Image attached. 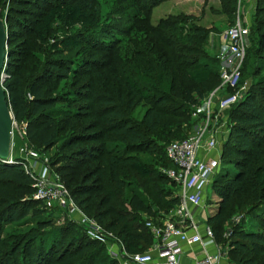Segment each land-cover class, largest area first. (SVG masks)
I'll return each instance as SVG.
<instances>
[{
  "label": "trees",
  "instance_id": "16d2710c",
  "mask_svg": "<svg viewBox=\"0 0 264 264\" xmlns=\"http://www.w3.org/2000/svg\"><path fill=\"white\" fill-rule=\"evenodd\" d=\"M84 1L0 0V20L3 18L11 24L16 22L15 28H21L24 33V38L18 42L19 50L16 51L11 46L10 32L6 31V60L2 69L4 78L1 88L5 92L13 120L24 125L25 141L44 149L56 144L60 128L56 121L57 114L52 110L55 99L48 97L49 88L45 82L64 77L66 70L61 62L44 59L40 64L42 69L28 83L22 74L23 70H33L27 62L32 59L30 43L34 36L42 41L47 40V30H51L53 20L59 22L65 15L67 19L74 18L81 22L80 31L65 35L59 43L84 46L87 43L84 39H88V42L94 40L96 44L92 48L99 49L103 56L98 60L95 57L75 63L77 70L73 72L79 80H83L77 92L82 98V105L77 109H84L91 121L86 128L98 131L85 136L90 141L100 143L93 149H97L105 158L110 183L118 191L126 193V207L117 208L115 194L107 191L108 186L103 185L101 165L95 164L85 174L84 183L70 193L78 197L77 204L87 214L96 201L92 209L94 212L97 210L94 218L98 224L117 237L127 253H141L148 246L152 247L154 242L142 222L144 216L154 217L149 201L164 213L171 211L177 201L176 192L171 195L158 185L174 184L163 174H155L151 168L147 170L148 162H142L141 168H134L137 181L133 183L124 184L120 179V175H123L120 169L133 165L135 156L132 153H142L149 162H157L163 168L172 167L164 156V149L162 158L159 144L151 138L163 145L165 140L177 137L175 134L183 128L180 126L190 120V108L198 104L204 93L218 83V64L216 58L202 51L207 32L191 25L184 28L193 19L192 16L179 14L161 20L155 26L145 23L138 25L140 20H136L137 11L134 8L148 14L151 8L166 0H116L110 13L104 17L95 16V12H88L87 8L84 10ZM218 1L217 13L230 20L235 0ZM263 1L255 2L248 37L249 42L253 43L252 56H247L246 49L240 70L243 78H250L249 86L243 99L228 112L230 131L222 144L221 164L210 182V190L218 201L208 209L204 221L211 230L213 240L218 243L228 212L234 207L242 210L245 205L250 206L246 214L251 221L257 220L256 231L246 230L239 225L233 229L230 234L232 238L227 243V257L238 264H264V260H259L260 256L264 257V179H260V172L264 171L261 168V164L264 165V66L260 65L263 64L261 58L264 56V33H261L264 20L258 17L264 13V7L261 6ZM25 2L32 6L30 11L16 8V5ZM91 2L88 0L87 3ZM69 5L74 10L70 11ZM17 12L29 18L20 22L13 15ZM87 18V23L80 21ZM124 21L129 24L126 26ZM134 33L139 40L132 42L129 56L123 60L116 50L117 41L107 38L113 34L123 36ZM251 58L254 59L253 63ZM119 60H123L122 65ZM83 89H91V93L82 95ZM26 94L28 99L25 98ZM115 99L130 110L141 103L144 109L138 120L131 118L124 107L116 106ZM69 115H73L70 119H80L75 116L79 114ZM110 135L120 146L111 144ZM85 136L72 134L66 142V148L87 141ZM231 155H237V158L230 160ZM223 163L235 169L222 167ZM83 164L81 162L77 167ZM152 174L154 177L148 178ZM30 184V179L19 165L0 162V264H70L75 257L76 262L71 264H115L103 256L101 244L89 240L83 233L78 235L74 245L68 243L58 249L56 245L62 242V237L68 233L67 229L71 230L65 226L52 229L50 222L45 219L35 223L39 231L50 228L48 232L38 234L42 236L43 243L32 242L28 236L26 240L22 239L26 233H11L9 230L14 226L2 236L4 226H17L19 219L25 217L33 206L43 204L30 199ZM140 189L142 192H139ZM19 205H22V215L17 214ZM53 210L58 212L56 208ZM67 245L73 249L69 251Z\"/></svg>",
  "mask_w": 264,
  "mask_h": 264
},
{
  "label": "rangeland",
  "instance_id": "374dc122",
  "mask_svg": "<svg viewBox=\"0 0 264 264\" xmlns=\"http://www.w3.org/2000/svg\"><path fill=\"white\" fill-rule=\"evenodd\" d=\"M88 0L84 1V10L87 8L88 12H95V16L98 14V17H104L105 14L110 13L111 9L114 7L115 3L117 2L116 0H92L91 3H87ZM255 2L256 0H235V7H234V12L233 15H231L230 20L228 18L224 17L223 15H220L217 13V10L219 8V1L218 0H166L163 1L159 4H157L155 7L151 8L148 14H144V12H140L138 8H134L133 10L137 11V18L136 20H140L138 25H143L149 24L152 26H155L157 23L161 22V20H165L166 18H170L174 15H183V16H192V20L186 23L185 27L194 26V27H199L204 29L207 32V35L204 39L202 51L205 53V55L216 58L217 64H218V83L216 86H214L211 90L207 91L204 93V98H207L212 91L215 92L213 102L216 101H221L225 100L227 98H230L231 96L235 99V102L228 106L226 110L222 114V119L225 120V126L222 128V130L227 134L230 131V124L228 120V112L230 109H232L235 105H237L244 97L246 90L249 86L250 78L246 77L243 78L241 72H238V75L234 78V76H231L229 79V83L225 85L223 83V78L220 77L221 69L220 66L223 63L228 62V59L230 58V50L227 46L229 37L226 36V31L230 30L231 27L234 26V23L238 20L239 23L243 28L246 29V34L244 35V43H245V50L247 49V56H252L251 52L253 50V43H250L248 40V37L250 35V22L251 18L254 13L255 9ZM87 5V6H86ZM261 6L264 7V1L261 3ZM260 6V7H261ZM70 7V5H69ZM16 8H20L22 10H25V12H28L32 9V6L29 5L28 2L16 5ZM138 9V10H137ZM70 11L74 10L71 7L69 8ZM83 10V11H84ZM82 11V12H83ZM23 12V13H25ZM14 17H16V20L22 22L24 18H29V17H22L21 14L18 12L13 14ZM259 18H262L264 20V13L258 15ZM82 19V18H80ZM79 19V20H80ZM89 19H85V21L80 20L82 22L87 23ZM3 26L5 28V33L8 30L10 32V38H11V46L13 50L18 51V42L24 38V33L22 32L21 28L16 29L15 26L17 25L16 22L11 24V22L7 23L5 19L2 18ZM125 25L127 26L129 23L124 21ZM51 30H47L48 35H47V40L42 41L41 39H37V37L32 38V42L30 43V58L28 60V64H30L33 68L32 69H27L25 72L23 70V79L26 83H28L31 79V77L37 73L41 68L40 64L43 63L44 59H48L50 62L57 60L58 62H61L62 67L65 68L66 73L64 77H57L53 81L52 79L48 80L47 82V88L48 92L47 95L48 97L54 98L55 99V104L52 107V110L56 112V121L58 122V127L60 128V132L58 133V140L56 141V144H54L50 148H41L36 145H31L28 144L24 137L21 136V131L22 127L21 125L16 124V126L13 127L12 130V136H11V153L12 156H15L20 148H27L31 151H34L37 156V165L35 166L36 168H43L45 167L46 169V175H47V184L48 185H61L63 190L66 192V194L69 196V199L71 200L72 204H74L77 208L79 213L82 216H85L86 218L93 220L97 225L98 222L94 218V209H92V206L90 207V211H88V214L83 212L82 208L77 204L78 203V197H73L72 193L70 191L72 189H75L76 187H79L84 183V176L88 172L91 171V169L94 167L95 164L101 165V172L104 174V183L106 187L108 186L107 191H111L115 194V205L117 208H124L126 207V203L124 201L125 198V192L124 191H118L117 189L114 188V186L110 183V180L107 175V171L105 166L106 162L105 158L102 156V154L97 150L93 149V147H98L97 142L90 141V139H87L85 135L91 134L93 135L95 132L94 128H86L88 124L91 122L88 115L86 114V111L77 109L80 105H82V98H79V94H77L78 90V85L83 83V80H79L77 74L73 72V70H77L75 63L78 60H93L95 57L97 60L102 56L101 52L99 49H95V47L92 48L93 45L96 43L93 41L88 42L86 39L85 42L86 44H83L84 46H78L76 44L69 46L68 44H62L59 43L62 41L63 37L65 35H70L73 32L80 31V27H82L81 22L77 21L74 18L67 19L66 15L63 20L59 19V22L57 19L53 20V26H51ZM10 30V31H9ZM12 32V35H11ZM261 33H264V27L261 29ZM225 35V36H224ZM113 38L115 41H117V47L116 50L118 53L121 55L123 60H127V57L129 56V52L131 50V45L132 42H136L139 40L138 36H135L134 34L130 35H120V34H113V36H108L107 39ZM252 38V36H250ZM249 38V39H250ZM135 40V41H134ZM141 40H143V37L141 35ZM82 44V43H81ZM38 46V47H37ZM98 47V46H97ZM94 50V51H93ZM91 51L94 52V54L91 53ZM15 52V51H14ZM244 57H245V52H244ZM243 57V59H244ZM17 60L16 58H14ZM36 60V61H35ZM123 60H119V64L123 62ZM262 62L264 64V56L261 58ZM39 61V62H38ZM36 62V63H34ZM55 62V61H54ZM251 62H254V59L251 58ZM260 64V63H258ZM263 64H260L262 67L264 66ZM4 76V73H2ZM142 88H145L144 85L139 84ZM74 91V93H72ZM76 91V94H75ZM91 93L87 89H83L82 95H87ZM26 99L29 98L28 94L25 96ZM114 104L120 108H125V111H127V114L131 116V118L138 120L140 115L143 112V106L141 103L136 106L133 110H130L126 108L123 104V102H120L118 99L114 100ZM202 103V102H201ZM200 105V102L197 104ZM194 107L190 108V112L196 110L199 112V109H194ZM69 112V113H68ZM71 113H76L79 115L78 118L80 119H75L73 120L70 119L69 117H72L73 115H69ZM84 116V117H83ZM83 117V118H82ZM198 121H192L191 116L189 122H185L183 125L182 129L178 130V133L175 134L177 137L175 138H170L164 141L163 145L156 141L154 138H151L153 142H157L159 144V147L161 148V156L162 151L165 147V145L174 142L178 140V138L182 136H190L195 133L196 127H197ZM75 126L73 128H70L69 126ZM222 131V132H223ZM81 135L83 134L85 136V139L87 141H84L80 143L79 145H76L75 147H68L66 145V142L68 141L69 137L71 135ZM226 136L221 138L220 136H217V143H218V149L215 150V153H213V157L217 158L219 157V165L221 164L220 156L222 154V144L224 143ZM185 137V138H186ZM109 140L112 141L110 142L112 145L120 146L118 142L112 138L110 135ZM231 150H228V152ZM133 156H135L132 161L133 165H129V167H125L124 169H120V173L123 175H120V179L124 182V184H127L128 182L133 183L137 181V178L134 177L136 173L135 167H140L141 168V163H147L146 168L147 170L149 168L155 170L156 173H161V170L163 167L159 166V163H154L152 164V161L145 158L142 153H132ZM157 156V155H155ZM160 156V157H161ZM94 158V159H92ZM229 158L230 160H234L237 158V155H231ZM94 160V161H92ZM84 162L82 167H77L79 163ZM160 162H162L160 160ZM87 164V165H85ZM261 164V163H258ZM261 168L264 169V165L261 164ZM222 167L225 168H232L235 169L234 166H231L229 164H222ZM232 171V170H231ZM162 174V173H161ZM260 179H264V171L260 172ZM154 175H149L148 178H152ZM164 192L166 193H171V195H174L176 192L175 187L172 186L171 184H166V183H159L158 185ZM209 190V188H207ZM139 192H142L140 189ZM212 193V192H211ZM209 194V192H208ZM213 194V193H212ZM145 196V194H143ZM210 195V194H209ZM206 196L204 198V204H205V210L204 216L201 218V221H205L206 215L208 214V209H211L212 205H215V203L218 201L216 200L215 202L212 201V199H215L213 196ZM20 204V203H18ZM149 204L151 206V212L154 214V217L146 218L145 216L142 217L143 219V226L145 223H156L159 222V220H164V218H169L171 216V212L167 211L164 213L163 211L159 210L156 205H154L151 201H149ZM22 205H19L17 208V214L23 213V209L21 207ZM54 208L57 209L55 205L50 204L49 206H44V204H39L36 206H33L30 211L26 214L25 217L19 219L17 222V226L12 225V224H7L6 226L3 227V234L6 232L8 229L12 228L13 229L9 230L11 233H20L26 235L22 238L24 240L28 238L30 241H38L39 243H43L41 237H39L38 234H42L41 232H48L50 228H60V227H69L67 229L68 233H66L62 239L61 243H59L57 248H62V246H65L68 243H72V245L75 244L76 240L78 239V235L83 233L81 229V224L79 225L78 216L77 218H72V216L67 217V215L63 212L60 213L61 211L58 210H53ZM235 208V207H234ZM233 208V209H234ZM250 208L249 205H245L242 210H238L235 208L233 211L230 210L224 217V221L222 224V230L220 234V239L217 240L219 241L218 243L214 240V242L217 243L218 246H220V249L225 253V264H238L236 260L231 259V257H227V251H228V245L230 239V235L227 237L226 234L228 231H233V229L237 226H242L246 230L250 231H256V225L257 220H250L249 217L247 216V210ZM34 209H37L38 211H34ZM92 209V210H91ZM159 212V213H158ZM20 217V216H19ZM45 219L48 220L51 224V227L48 229H45L44 231H39L36 228V221ZM74 220V222L72 221ZM200 220V219H199ZM203 222L201 224H203ZM100 226V225H99ZM101 227V226H100ZM102 228V227H101ZM145 228V227H144ZM51 229V230H52ZM103 229V228H102ZM104 232L106 230L103 229ZM149 232V231H147ZM108 233V232H106ZM111 235L110 237H107V244H101L103 246V256H106L109 260H112L115 262V264H119L121 261V258L118 257H113L111 255L112 252L114 251H119L123 246L119 242L118 238L115 237L111 232H109ZM150 233V232H149ZM84 234V233H83ZM232 234V233H231ZM114 242L115 244L110 246V244ZM98 243V242H97ZM154 243V242H153ZM68 246V250L71 251L73 247L70 245ZM150 246H148L149 248ZM147 248V249H148ZM147 249L144 251L142 250L141 253L146 252ZM102 254V253H101ZM134 254V253H132ZM77 257H75L71 262H76ZM232 260V261H231ZM259 260H264L263 256L259 257Z\"/></svg>",
  "mask_w": 264,
  "mask_h": 264
},
{
  "label": "built area",
  "instance_id": "2783aa9c",
  "mask_svg": "<svg viewBox=\"0 0 264 264\" xmlns=\"http://www.w3.org/2000/svg\"><path fill=\"white\" fill-rule=\"evenodd\" d=\"M245 34L246 29L238 20L230 30L226 31V36L229 37L227 46L230 50V58L220 66V77L223 78L225 85L229 83L231 76L235 78L241 70L245 52L243 40ZM2 73L1 81L4 78ZM214 95L215 92L212 91L207 98H202L201 106L197 104L193 106L194 109L200 107L199 112L194 109L190 112L191 119L198 121L195 133L164 147V156L172 167L163 168L161 173L174 184L177 198L174 208L170 211L171 216L156 223L144 224L154 241L146 252L129 254L123 247L119 251L112 252L113 257L121 258L119 264H181L183 246L190 248L194 244H197L202 251L201 257L194 258L191 264H221L225 261V253L214 242L210 228L205 223H199L193 212L198 210L199 215L205 210V190H208L207 188L210 190L211 179L219 168V157L218 159L213 157V153L218 149L217 136L221 138L226 136L222 130L225 126L222 114L235 102L232 96L213 102ZM20 125L21 136L24 137V125ZM14 126L16 124L12 120L9 154L6 160L0 162L20 166L31 182V200L47 206L55 205L60 213L64 212L67 217L80 216L77 223L81 224L85 237L94 242L107 244V237L109 238L111 234L104 232L93 220L82 216L60 184H47L45 167L39 169L35 167L37 156L34 151L20 148L18 153L12 156L11 136ZM199 227L202 228L201 232ZM230 234L231 231H228L226 236ZM114 244L112 242L110 246ZM209 245L214 247L213 253L206 251Z\"/></svg>",
  "mask_w": 264,
  "mask_h": 264
},
{
  "label": "water",
  "instance_id": "95a60500",
  "mask_svg": "<svg viewBox=\"0 0 264 264\" xmlns=\"http://www.w3.org/2000/svg\"><path fill=\"white\" fill-rule=\"evenodd\" d=\"M7 35L0 20V75L6 60ZM1 84V79H0ZM12 115L6 102V95L0 85V161L7 159L10 148Z\"/></svg>",
  "mask_w": 264,
  "mask_h": 264
},
{
  "label": "crops",
  "instance_id": "0c3cea01",
  "mask_svg": "<svg viewBox=\"0 0 264 264\" xmlns=\"http://www.w3.org/2000/svg\"><path fill=\"white\" fill-rule=\"evenodd\" d=\"M209 192V194H208ZM206 196H213L215 199H212V201H216L217 198L211 193L210 190H205ZM195 214V219H200L199 223H202L203 221H201V218L204 216V212H201L198 215V210H194L193 211ZM204 223V222H203ZM202 228L199 227V231L201 232ZM201 249L199 248V246L197 244H194L192 246H190V248H187L186 246H183V255L181 258V264H191L194 260V258H200L201 257ZM206 251L208 253H213L214 252V247L212 245H209L206 247ZM221 264H225V262L223 261Z\"/></svg>",
  "mask_w": 264,
  "mask_h": 264
}]
</instances>
